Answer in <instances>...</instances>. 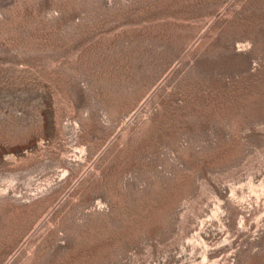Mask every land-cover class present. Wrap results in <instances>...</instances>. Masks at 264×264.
<instances>
[{"label": "rangeland", "instance_id": "1", "mask_svg": "<svg viewBox=\"0 0 264 264\" xmlns=\"http://www.w3.org/2000/svg\"><path fill=\"white\" fill-rule=\"evenodd\" d=\"M0 264H264V0H0Z\"/></svg>", "mask_w": 264, "mask_h": 264}]
</instances>
